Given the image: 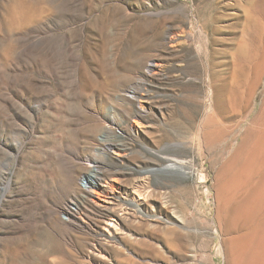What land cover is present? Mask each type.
<instances>
[{"label":"rangeland","instance_id":"374dc122","mask_svg":"<svg viewBox=\"0 0 264 264\" xmlns=\"http://www.w3.org/2000/svg\"><path fill=\"white\" fill-rule=\"evenodd\" d=\"M245 1L0 0V264L228 263L264 131Z\"/></svg>","mask_w":264,"mask_h":264},{"label":"bare ground","instance_id":"6f19581e","mask_svg":"<svg viewBox=\"0 0 264 264\" xmlns=\"http://www.w3.org/2000/svg\"><path fill=\"white\" fill-rule=\"evenodd\" d=\"M245 3L249 7L253 4L252 0H246ZM253 147L251 157L249 156L246 163L237 168L226 180L228 182L223 189L225 197L223 225L225 231H228V236L225 238L226 247L222 251L228 260L227 264H264V173L256 182L249 181L254 170L260 171L264 165L263 160L259 161V166L253 164L260 153L264 156V131L254 139ZM96 163L92 161L89 165L91 169L86 175L89 180H96ZM239 193H243L245 199L240 206L231 211L230 202ZM242 217L246 218L247 227L242 233H234L237 221ZM106 225L109 226L110 223ZM166 245L170 247L169 241Z\"/></svg>","mask_w":264,"mask_h":264}]
</instances>
